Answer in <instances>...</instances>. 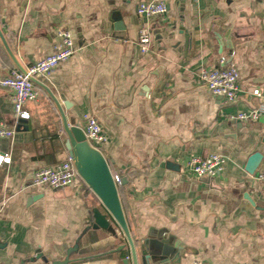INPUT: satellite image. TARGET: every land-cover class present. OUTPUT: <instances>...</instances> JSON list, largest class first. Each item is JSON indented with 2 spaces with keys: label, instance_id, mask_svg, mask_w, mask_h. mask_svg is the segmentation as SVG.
I'll list each match as a JSON object with an SVG mask.
<instances>
[{
  "label": "crops",
  "instance_id": "crops-1",
  "mask_svg": "<svg viewBox=\"0 0 264 264\" xmlns=\"http://www.w3.org/2000/svg\"><path fill=\"white\" fill-rule=\"evenodd\" d=\"M141 1L0 0V27L25 68L53 52L58 27L71 30L74 55L41 81L70 122L92 114L103 125L102 151L128 179L120 196L139 255L158 237L178 247L172 264H264V111L256 121L231 117L264 104V0H166L162 17L139 15ZM222 55L241 73L234 103L199 78ZM15 69L0 38V77ZM40 93L17 122L12 92L0 86V122L16 129L0 138V154L11 156L0 164V264H46L32 260L38 251L63 260L70 248L88 264H133L120 227H90L94 207L108 211L84 182L31 184L36 169L70 157L60 112ZM214 152L227 156L218 175L189 169L192 157Z\"/></svg>",
  "mask_w": 264,
  "mask_h": 264
},
{
  "label": "built area",
  "instance_id": "built-area-1",
  "mask_svg": "<svg viewBox=\"0 0 264 264\" xmlns=\"http://www.w3.org/2000/svg\"><path fill=\"white\" fill-rule=\"evenodd\" d=\"M199 1V0H194ZM138 14L147 17H162L168 11L166 0H143L137 8ZM153 40L149 26H142L139 31L138 44L143 53L150 51ZM76 51L71 30L67 27H58L55 31L53 52L35 61L26 68V73L19 69L12 70L9 75L0 77V86L11 90V101L14 116L17 122L30 118V112L26 105L30 101L37 102L41 96V87L31 77L41 80V77L50 75L60 64L70 59ZM199 78L202 83L215 95L222 96L228 103H234L241 90V73L237 64L222 55L219 65L215 67H201ZM255 95H261L259 89H254ZM264 111V104L248 111H239L233 119L242 121H256ZM85 132L86 138L102 150L103 144L108 142L109 136L98 118L92 114H85L81 123H78ZM16 132L15 128L0 122V138H11ZM11 156L0 154V164L10 162ZM227 156L221 152H214L205 157L194 156L188 162L189 169L198 177L213 178L224 170ZM264 180V171L260 173ZM115 181L121 185V176L115 174ZM84 182L79 176L71 157L52 166H44L36 169L31 176V184L46 186L52 189H61ZM190 264H209L200 259H194Z\"/></svg>",
  "mask_w": 264,
  "mask_h": 264
},
{
  "label": "water",
  "instance_id": "water-1",
  "mask_svg": "<svg viewBox=\"0 0 264 264\" xmlns=\"http://www.w3.org/2000/svg\"><path fill=\"white\" fill-rule=\"evenodd\" d=\"M0 38L18 69L26 73V68L22 66L12 51L1 27ZM31 79L46 90L56 104L62 118L64 132L67 135L66 147L69 150L73 164L81 179L94 192L108 211L104 213L100 208L94 207L92 209L93 223L90 227L103 228L115 235L116 228L108 217V215H111L128 240L133 264H172L174 255L178 254V247L164 238H148L146 244L141 243V255L138 254L136 242L132 236L120 196L119 185L115 181V171L108 158L100 148L86 138L85 132L79 124L69 121L63 105L50 87L39 79L34 77H31ZM127 182V177L121 176V184L123 185ZM122 247L120 246L119 249H122ZM74 249L70 248L67 251L66 258L63 260L55 259L50 261L40 251L37 252V256L33 257L32 260L35 261L38 258H42L46 264H88L83 257H70Z\"/></svg>",
  "mask_w": 264,
  "mask_h": 264
},
{
  "label": "trees",
  "instance_id": "trees-1",
  "mask_svg": "<svg viewBox=\"0 0 264 264\" xmlns=\"http://www.w3.org/2000/svg\"><path fill=\"white\" fill-rule=\"evenodd\" d=\"M86 186H87V185H86ZM122 191H123V185L121 184V185H119V192H120V195H121ZM108 217H109L111 223L113 224V226H114V225H115V226H118V224L115 222V220L113 219V217H112L111 215H108ZM92 218H93V215H92ZM115 226H114V227H115ZM118 227H119V226H118Z\"/></svg>",
  "mask_w": 264,
  "mask_h": 264
}]
</instances>
